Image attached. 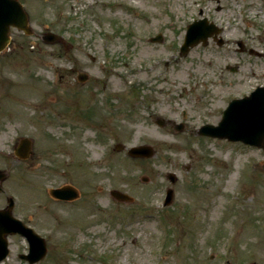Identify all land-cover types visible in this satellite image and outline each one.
<instances>
[{"label":"rangeland","instance_id":"374dc122","mask_svg":"<svg viewBox=\"0 0 264 264\" xmlns=\"http://www.w3.org/2000/svg\"><path fill=\"white\" fill-rule=\"evenodd\" d=\"M20 1L32 33L11 28L0 52V206L11 195L45 239L32 264H264V150L197 131L264 85V0ZM202 17L216 33L180 54ZM23 136L26 160L13 153ZM141 144L150 157L126 153ZM62 184L81 197L50 198ZM7 240L0 264H29L27 240Z\"/></svg>","mask_w":264,"mask_h":264},{"label":"water","instance_id":"95a60500","mask_svg":"<svg viewBox=\"0 0 264 264\" xmlns=\"http://www.w3.org/2000/svg\"><path fill=\"white\" fill-rule=\"evenodd\" d=\"M10 25L22 29L26 33L31 32V29L27 26V16L21 4L17 0H0V50L5 47L9 40ZM212 32L215 33L216 28L212 24H207L205 18L195 20L187 27L180 52L182 54L187 52L189 46L196 44L199 40L204 42ZM44 38L47 41H52L56 38V35L47 33ZM151 40H161V35H157ZM83 78L84 76L79 77V79ZM198 131L200 134L226 137L229 140H241L244 143L261 146L264 149V86H257L248 96L230 100L222 111V117L217 125L204 124L200 126ZM116 147L121 146L117 144ZM28 151L29 142L23 138L15 152L24 157ZM127 152L132 156L148 157L153 153V149L149 145H139L131 146ZM3 178L4 174L0 172V179ZM50 192L53 196L60 198H72L76 195L67 186L52 189ZM111 193L118 199H131L117 190H112ZM170 196L169 194V197H167L168 201ZM11 206L12 201L8 199V207L0 212V259L7 253L5 234L19 231L30 241V252L24 257L28 258L30 262L35 261L45 252L44 241L31 232L30 229L25 228L18 220L11 217Z\"/></svg>","mask_w":264,"mask_h":264},{"label":"bare ground","instance_id":"6f19581e","mask_svg":"<svg viewBox=\"0 0 264 264\" xmlns=\"http://www.w3.org/2000/svg\"><path fill=\"white\" fill-rule=\"evenodd\" d=\"M163 137H164V136H163ZM163 137L161 136V137L159 138V139H160L159 141L164 143L166 140L164 139L165 137H164V138H163ZM171 159H172V158L167 157V158L165 159V161H167V160H171Z\"/></svg>","mask_w":264,"mask_h":264},{"label":"flooded vegetation","instance_id":"af4514ba","mask_svg":"<svg viewBox=\"0 0 264 264\" xmlns=\"http://www.w3.org/2000/svg\"><path fill=\"white\" fill-rule=\"evenodd\" d=\"M242 46H243V44H242ZM80 194V196H81V193H79Z\"/></svg>","mask_w":264,"mask_h":264}]
</instances>
